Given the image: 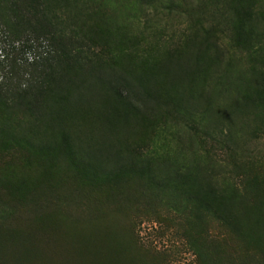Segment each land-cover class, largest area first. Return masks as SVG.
<instances>
[{
    "label": "rangeland",
    "instance_id": "obj_1",
    "mask_svg": "<svg viewBox=\"0 0 264 264\" xmlns=\"http://www.w3.org/2000/svg\"><path fill=\"white\" fill-rule=\"evenodd\" d=\"M46 1L48 32L0 21V264H264V0ZM58 41L86 64L87 103L17 109L9 61L24 85L23 60ZM132 73L175 104L138 107L136 87L122 109L105 83Z\"/></svg>",
    "mask_w": 264,
    "mask_h": 264
},
{
    "label": "trees",
    "instance_id": "obj_2",
    "mask_svg": "<svg viewBox=\"0 0 264 264\" xmlns=\"http://www.w3.org/2000/svg\"><path fill=\"white\" fill-rule=\"evenodd\" d=\"M46 0H0V21L1 24L8 30H15L20 26L26 28L32 33L37 30H42L43 32H48L50 23L47 22V17L45 15V6ZM35 41L23 39L16 44L15 47L10 48V52L17 53L16 55H21L26 50L32 49L33 51L37 49V34H35ZM71 48V44L68 46L65 44V41L56 42V50L52 52H46L44 55L40 53L36 54L35 57L30 58L25 61L23 60V68L28 70L27 83L24 85L21 84L20 78L23 74L14 73L19 66H17L15 59L10 60L8 63L10 67L9 77L5 76L4 80H12L15 78L17 80V89L13 94L14 107L17 109H27L33 110L34 112L41 115V117L50 119L51 117L57 118V114L61 117L67 113L71 101L77 103H87V97L84 99V94L80 90V79L77 78L76 72L79 66L86 67V64L82 61V56L75 50V47ZM200 52V51H199ZM50 53V54H49ZM7 56V54H6ZM261 57L262 54L257 55ZM3 56H0V65L4 61ZM215 59V56L213 57ZM6 59V58H5ZM203 59L202 54L197 53L193 57V70L190 72L187 69L185 74L192 81L194 77L199 75L201 70L205 71L208 68L206 61H201ZM8 61V60H5ZM13 67V70H12ZM192 67L189 68V70ZM25 70V69H24ZM13 71V72H12ZM86 76L89 78V73L91 69H87ZM146 78L152 79V74L149 76V73H145ZM186 76V77H187ZM13 77V78H12ZM73 78V81L71 79ZM95 80V75L93 76ZM147 80V79H146ZM143 79V75L138 73H132L128 77V81L121 83V85L113 84V82L106 81V85L109 90L114 92L115 103L121 104L122 109H128L134 107L136 109V103L138 107L145 106L146 102H151L154 106L155 104L165 105L167 102H172L170 99L162 97L157 91H154L153 88H147V91H143V82L146 81ZM96 81H100L99 78ZM2 85V83L0 84ZM130 85V87H129ZM140 87L142 89L143 102H136L134 105L131 104V101L135 100L139 96L135 93H132V88ZM3 87L0 86V90ZM15 95V96H14ZM199 97V95H197ZM257 96V95H256ZM191 97V96H190ZM258 97V96H257ZM248 97H243L245 102L255 104L257 98L248 100ZM181 99V98H180ZM180 99H175L176 106L178 102H181ZM137 101V100H136ZM130 113L129 115H131ZM68 115V114H67ZM39 118V117H37ZM107 119L112 120L113 116H108ZM60 129V128H58ZM80 144V143H79ZM78 146V145H77ZM61 149L64 151L66 156L77 155V152L81 150V147H75L74 140L73 145L70 142H66L61 145ZM118 153V152H117ZM117 153H115L117 155ZM76 158V156H74ZM129 159L128 168H131L134 162V158L131 155L126 156ZM118 157L114 158L112 162H115ZM114 164V163H112ZM146 168V167H145ZM134 170V168H133ZM208 195L197 193L195 202L199 205V208H202V204L207 202ZM213 197V195H211ZM199 210V209H197ZM196 210V211H197Z\"/></svg>",
    "mask_w": 264,
    "mask_h": 264
}]
</instances>
